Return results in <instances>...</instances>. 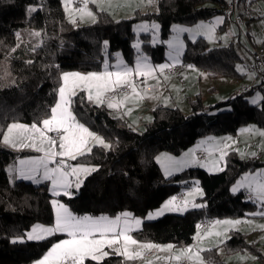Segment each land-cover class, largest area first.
Returning <instances> with one entry per match:
<instances>
[{"label": "trees", "instance_id": "obj_1", "mask_svg": "<svg viewBox=\"0 0 264 264\" xmlns=\"http://www.w3.org/2000/svg\"><path fill=\"white\" fill-rule=\"evenodd\" d=\"M254 1L264 2L239 0L240 11L249 13L241 24L252 19L246 3ZM34 7L35 11H31ZM224 7L225 0H157L155 12L135 10L129 18L113 19L108 12L94 8L93 22L73 25L67 20L60 0H0V63L13 51L15 54L6 73L0 75V141L11 123L39 124L47 117L56 101L63 72H99L105 54L110 60L115 53H120L127 65L133 64L132 24L142 21L158 24L162 43L151 45L149 34H140V48L153 62L164 61L163 42L169 37L173 24L192 25L217 16H223L224 23L232 22L224 14ZM241 24L235 25L241 27ZM22 29L40 31L37 47L24 51L17 48V32ZM184 38L182 65L221 77L243 76L235 68L240 58L233 44L208 48L203 37L195 41ZM249 52L253 54V50ZM258 85L215 105H205L196 94L188 102L187 115L177 107L156 106L151 111L150 122L139 130L128 127L124 120L112 116L105 105L93 104L85 91L78 90L71 98L73 115L110 147L104 149L94 144L91 153L68 159L72 165L94 167L96 171L91 172L77 190H71L72 196L58 198L76 216L115 217L129 212L132 217H144L165 200L181 195L183 190L196 184L203 192L196 199L202 207L144 221L131 233L139 242L174 246L191 244L196 231L203 230L214 220L252 216L256 210L264 208V200L257 205L247 200L243 191L231 192L229 186L242 173L264 166L263 160L243 158L235 150H229L222 170L217 173L195 166L165 178L155 157L161 152L179 155L193 148L203 137L235 135L247 125H255L264 132V92L257 89ZM255 91L262 93V99L250 104L245 96ZM28 154L31 153L0 147V264H31L64 237L56 234L39 241L16 242L33 225L49 226L54 219L53 196L47 185L18 181L6 171L19 156ZM204 220L212 221L199 229L198 223ZM248 236L231 231L219 246L201 252L204 262L225 264L217 253L221 247L227 254L253 253L264 264L258 242H249ZM130 262L132 260L114 253L101 262L85 260V264Z\"/></svg>", "mask_w": 264, "mask_h": 264}, {"label": "rangeland", "instance_id": "obj_2", "mask_svg": "<svg viewBox=\"0 0 264 264\" xmlns=\"http://www.w3.org/2000/svg\"><path fill=\"white\" fill-rule=\"evenodd\" d=\"M60 1L62 3V6H63L67 20L73 25H81V23L80 24L76 23V21L79 17V12L76 11V9L83 7V3L81 2L82 0H80L78 2H73L72 0H70L68 7L72 10L71 15L69 14V11L65 10V7H66L65 0H60ZM142 1H143V3H145V2L146 3L143 4V8L141 10V13H146V11H149L150 13L156 11V6L154 7L155 0H152L151 3H149L148 0H142ZM88 5H89V3H88ZM88 5H87L88 10L93 13V17L95 18L94 8H91ZM246 5L249 7V10H250L249 12H251L252 19L248 23H246V21H243L241 24V27H237L231 21L225 22V23L223 21V24H221V22H217V19L222 18L223 16H217V17H214L213 19H211L210 21H200V22L194 23L192 25L173 24L171 27V33H170L169 37L163 42V44L165 45V50H164L165 60L164 61H158V62H153L151 60L150 56L143 54L141 52V48H140L141 47V41L139 39L140 34H149L151 45L161 44L162 42L159 38V26L157 28L152 27L153 24H155V25H158V24L155 22L147 23V22H143V21L134 23V24H132V32L135 34V39L133 42V48H134V52H135L133 64L127 65L123 61L120 53H115L113 55V58L110 60L106 57V54H105L102 69H101V71H99L97 73L104 72L105 71V65H107V71H110V72L119 71L124 66H127L129 68L134 69L136 67V63H137L138 58H141V57L146 58L147 62L153 68H157V66H159V65H163V64H167V63H171V62L178 63L180 61V57H181V54H182L183 49H184V42H185L184 36L190 41H195L199 37H203L207 43L208 48L217 47V46H226L230 43L233 44L235 51L240 58V60L235 64V68H236V70H238L239 73L243 74V76L239 77V78L219 76L218 79L214 82L209 81L205 78L202 80H199L198 75H199V72H201V70H199L195 67L194 68L188 67L189 69H191L193 71L190 74L186 73L187 75L185 77V82H182V79L179 80V77L182 75L183 72H180V71L182 69H184L186 66H184L179 71L180 75L178 77H177V75H172V76L166 75V73L164 71L163 73L167 77H169V80L170 79H176L178 82L170 89V91L172 93V98L165 96V102H164L165 107H171V108L178 107L180 109V111H182L183 114H185V113L189 114V111L184 112L185 110H183V109H185V107L188 105V103H187L188 97L192 99L196 94H199L201 96V99L205 105H215V104H217L221 101H224L230 97H235L236 95H238L242 92L241 88L248 89L252 86L257 85L260 82V77H258V75L256 76V74L253 73L250 69L252 64L254 63L253 62L254 55L253 54L251 55L249 51L250 50L251 51L252 50L253 51L254 50L264 51V2L254 1V2H250V3H246ZM33 9H36V8L34 7ZM95 9L99 10L100 8H95ZM114 11H115V8L113 7V8H111L110 13L113 14ZM112 18L114 19L115 17L112 16ZM73 19H75V23H72ZM144 24L148 25L147 31H144L140 28V26L144 25ZM202 25L211 26L214 28V31L209 33L206 31L205 28L200 27ZM179 29H187V31H180ZM37 32L40 33V31L36 30V29L19 30L17 32V34H19V36L17 35V38H18L17 48L22 49L24 51L26 49H32V48L37 47L40 43V36H41V35H38V36L34 35V33H37ZM170 43L176 45V47L175 48L170 47L169 46ZM136 45H139V47L137 48ZM14 56H15V54L13 51L11 54L5 56L2 59V61L0 63V75L6 73L7 65ZM121 60L123 61V64L120 65V68H117L116 65H117L118 61H121ZM178 64H181V63H178ZM73 72H76V71H65L63 73H73ZM193 72H195V74ZM82 74H84V73H82ZM158 74L160 75L159 70H157L153 75L156 77ZM133 75H135V74H133ZM216 76H218V75H216ZM135 77H136V79H139L137 81L134 80L135 85H136V89H137V88H139V87H137V83L141 81V78L142 79H145V78L140 77V76H136V75H135ZM149 79H150V77L148 78V80ZM61 84H62V81H61ZM144 88L148 93L151 92V94H153V95L160 94L158 92L160 90L159 84H151V85L148 84ZM78 90H80V89H77V91ZM85 92L87 95L86 90H85ZM132 94H133V92L131 89L129 95L128 94H126V95L131 96ZM56 95H57V97H56L55 103L58 100V90H57ZM117 98L118 97H115L111 101L115 102L117 100ZM103 99H104V97H103ZM245 99H247V101L250 104L259 103L260 100L262 99V93L260 91H255V92L245 96ZM108 102L109 101L105 100V102L103 104L108 105ZM55 103H54V105H55ZM92 103L95 105H98L97 103H94V102H92ZM259 106H261V104H259ZM70 111H71V105H70ZM18 124H21V123H18ZM23 125H27L30 127L32 124H23ZM37 125H38V127H42L41 122ZM246 129L248 131H245ZM6 131H7V129H6ZM6 131L4 133H6ZM261 133H264V132L262 131V129L258 128L257 126L247 125V126H243L242 128H240L238 133L235 135H220V136H215V135L211 136L210 135V136L203 137V138L199 139L195 143L193 148L187 149V150L181 152L179 155H172V154H169L166 152H161L155 157V162L159 166V168L161 169L162 175L165 178H167L171 175L178 174L184 170L189 169L190 167H195V166L200 167L209 173H217V172L221 171L220 169L223 168V164H224V157H223V159H221V152L222 151L226 155V153L232 149V150H235L241 157H245V155H244L245 145H243V146L238 145V143H241L246 139L253 141V144L251 146V154L260 153L261 154L260 159L264 161V135H261ZM50 134L51 133H47V135H50ZM33 135L37 138L36 139L37 145L41 146L39 139H38L39 134L36 133ZM58 144H59V141L57 142V146L53 150L59 151ZM95 145H99V144H95ZM247 145H249V144H247ZM99 146H101V145H99ZM0 147H4V148L7 147V149L10 148V150H13L16 152H30L31 154L24 155V156H21V157L16 159L18 162L16 164V166H17L16 171L19 172V171H21V169H23L24 172L27 173L25 175H32V173L29 171L30 166L27 164L21 165L20 161L21 160L28 161V160H33V159H36L39 157H43L45 155V151L48 150L49 145L47 143H45L44 145H42V147L45 149V151L38 152L33 147H23L22 148L19 145H17L16 147H12L11 145H6L3 142V136H2L1 141H0ZM195 148H202L207 152L208 155H207L206 160L201 161V162H197L196 159H192L191 151L194 150ZM104 149H107V148L104 147ZM165 157H171L172 159H174L176 161L182 162V166H180L179 168H169L167 173H166L165 164L167 163V161L164 159ZM60 159H61L60 157H56L57 161H59ZM63 159H64L66 165L80 166V165L69 164L67 162L66 158H63ZM191 159L193 160L194 166H189V163H191ZM48 166H49V168H54L57 166V164L56 163H50ZM84 167H89V166H84ZM11 168H14V167L12 166ZM90 168H92V167H90ZM89 174L90 173H81L80 174V179H81L82 183H83L84 179ZM245 177H249L250 180H255L256 182H259V183H264V166L254 170L252 172L242 173L241 176L239 178H237V180L229 186V190L231 192L235 193L238 190L233 191V189L234 188L239 189L238 188L239 185L241 183H243L244 188L248 191V193L251 194V198L246 197V199L256 203L257 205H259L264 199L259 198L257 193L253 190L255 188V183H253L250 187L249 182L245 181ZM69 179L72 181V184H73V186L68 189V191L71 193V195L65 196V195H63V192L61 190V195L65 199L72 196V191H71L72 189L77 190V188L75 187V177H70ZM23 181L33 183L34 185H40V184L45 183L48 187L49 193L53 196V198L51 200V204H52L53 200L57 201L58 203L64 204L63 200L58 198L61 195L57 196V195L53 194L51 181L43 179V169L42 168L39 170V173L34 176V178H32L30 180L23 178ZM82 183H81V185H82ZM196 189H199V192H197ZM182 195H183L184 199L179 200L176 197V204L182 206L184 201H188V204L186 206V210H182V211L165 210L162 215H159V216L154 215L152 219H148L149 213L154 214L157 211H159L160 209H162L163 206L166 204V202L172 198L171 197V198L165 200L159 207L147 212V214L144 217H134V218L140 219L141 224H142V222H144V221L157 220L166 214H179L180 215L189 209H199L200 208V207H192L193 203L198 204V205H202L200 202H196V199H198V197H201L203 195V192L198 185L195 184V185H192L190 188L183 190ZM52 209H53V216H54L53 223L49 226H45V225H42V226H45V227L54 226V224H55V208L53 207V204H52ZM260 213H264V208H262L260 210H256L253 213V215L249 216V217H243V218H231V217H229V218L214 220L211 224L206 226V228H204L203 230H197L195 233L193 242L189 245L174 246L173 244H170V243L155 244V243H151V242H139L138 241L139 244L151 243V244H155V245H160L162 247L167 246V245H173V248L171 250H168V251H158L156 248H154L155 254H152L151 256L145 255L148 252H146L145 254H144V252H142L141 258L133 259L132 262H130L129 264H178L183 259V257L181 258L180 261H176V260L172 259V257H174L176 255H180V251L182 249H185V248H191L193 253L199 252V256L202 259L203 264H206L204 262V259L202 258L201 252L203 250H207V249L219 246L226 238L229 237V234L231 231L249 234L247 240L249 242L257 241L259 248H261V253L264 256V227H261V226H264V215H261ZM92 217L96 218L95 216H92ZM115 217H109V218H115ZM225 220H229V221L239 220V221H241V223L234 225V226L223 225V224L217 225L215 223L216 221H225ZM141 224L139 226H134L133 230L130 232V235L133 231L137 230L141 226ZM35 225H41V224H35ZM35 225H33L29 229V231H27V233L25 234L24 237L19 238L18 240H16V242L39 241V240H29L27 238V234L29 232H31L32 228ZM216 233H220V235H217ZM56 234H63L64 237L62 239L56 241L55 243H58L61 240L70 239V237H68L66 233H56ZM56 234H53V235H56ZM53 235H50V236H53ZM50 236H46L45 238L50 237ZM40 240H42V239H40ZM122 244H123V241L121 240V244L118 246H122ZM104 250L108 251L110 254L114 253L111 249H108L107 247H105ZM129 250L130 251H143V250L139 249L137 245H130ZM47 252L40 259L32 262L31 264H37V261L41 260L47 254ZM217 253L219 255L220 260L223 261L225 264H263L255 256V254L249 253L247 251H240V252H237L234 254H227V253H225L223 248L220 247L218 249ZM190 255H191V253H190ZM123 258L126 259L125 257H123ZM188 264H197V262L195 260H192V261L188 260Z\"/></svg>", "mask_w": 264, "mask_h": 264}, {"label": "snow or ice", "instance_id": "obj_3", "mask_svg": "<svg viewBox=\"0 0 264 264\" xmlns=\"http://www.w3.org/2000/svg\"><path fill=\"white\" fill-rule=\"evenodd\" d=\"M93 3L96 0H92ZM149 3L152 0H148ZM70 0H65V10L69 11L71 15V9L68 7ZM83 7L76 9L80 13V18L83 19L85 16L93 17V13L88 10L87 5L89 0H82ZM35 11V9H31ZM217 22H222V18H218ZM75 23V19L72 20ZM153 28H157L158 25L153 24ZM207 32L211 33L214 28L211 26L202 25ZM140 28L144 31L148 30V25H141ZM180 31H187V29H179ZM19 36V34H17ZM34 35H40V33H34ZM107 44V41H105ZM175 48L176 45H169ZM138 48L139 45H136ZM123 61H118L117 68ZM172 65L163 64L153 68L144 57L138 58L136 67L129 68L124 66L122 69L116 72L107 71V65H105L104 72H90L87 74H82L79 72L73 73H63L61 76L62 84L58 88V100L54 106L50 108V113L41 121L42 127H38L37 123H33L30 127L23 124L12 123L7 126L6 133L3 134V142L6 145H11L16 147H33L36 151H45L42 147L45 143L49 145L45 155L33 160H21V165H29V171L32 175H25L23 169L20 171V175L25 178L32 179L39 170L43 169V179L50 180L52 184V192L54 195H61V190L63 195L68 196L71 193L68 191L69 188L73 186L70 177H75V187L78 189L81 186V173H91L96 171L94 167H84V166H70L66 165L64 157L75 160L78 156H83L86 153H91L92 147L90 146V141H94L105 148L110 147L105 141L95 133L91 132L83 124L76 120V117L70 111V105L72 103V97L76 95L77 89L81 91H87V99L90 102L97 104H103L105 100L103 97L108 92H116L118 88L129 87L132 92L135 93L140 99L143 96L137 91L136 85L131 77L133 74L136 76L144 77L146 80L151 77L153 79L158 78L153 74L159 70L163 74L166 68ZM189 67H192L189 65ZM167 79V77H165ZM127 99V97H125ZM123 103V101H121ZM109 108L118 107V105L111 100L108 102ZM245 131H248L247 129ZM38 133V139L41 146L36 143V137L33 134ZM47 133H56L59 140V151L53 150L57 146V139L52 136L47 135ZM264 135V133H261ZM30 141V142H29ZM225 153L221 152V159H223ZM56 157H60L59 161ZM167 163L165 164L166 173L169 168H179L182 166V162L176 161L171 157L164 158ZM50 163H56L57 166L54 168H49ZM222 170V169H220ZM245 181L249 182V186L255 183V188L253 189L259 198L264 199V183L256 182L255 180H250L249 177H245ZM243 187L244 184L239 185ZM237 189L234 188L233 191ZM199 192V189H196ZM202 194V193H201ZM53 207L55 208V224L51 227H45L42 225H35L31 232L27 234L29 240H40L44 239L46 236H50L56 233H66L70 239L61 240L55 243L47 254L39 261L37 264H85L86 259L91 261L100 262L105 257L109 256V252L105 251V247L111 249L115 254L122 255L127 260H133L142 257V251H130V245H137L141 250H151L156 248L158 251H168L173 248V245L160 246L151 243L139 244L135 240L130 232L133 230L134 226H139L141 220L134 218L130 213L124 212L117 215L115 218H109L108 216L101 215L99 217H92L88 215L76 216L69 209L57 201H52ZM188 201H184L183 205L176 204V197H172L162 209L156 213H149L148 219H152L153 216L162 215L165 210L168 211H182L186 210ZM203 205L192 204V207H202ZM264 215V213H260ZM217 225H237L241 221H216ZM199 227V226H198ZM264 227V226H261ZM220 235V233H216ZM199 235V234H198ZM98 237V238H97ZM123 241L122 246H118ZM191 253V255H190ZM186 258L190 261L195 260L197 264H203L202 259L199 256V252L193 253L191 248H185L180 251V255L172 257L176 261H180L181 258Z\"/></svg>", "mask_w": 264, "mask_h": 264}, {"label": "crops", "instance_id": "obj_4", "mask_svg": "<svg viewBox=\"0 0 264 264\" xmlns=\"http://www.w3.org/2000/svg\"><path fill=\"white\" fill-rule=\"evenodd\" d=\"M145 3H143L142 0H96L95 3H93L92 0H89L88 6L91 8H100L99 10H104V11L108 12L111 16L115 17L114 19H123V18L130 17L135 10H138L139 12H141V10L143 8V4H145ZM156 3H157V0H155L154 7L156 6ZM113 7L115 8V11L112 14L110 12H111V8H113ZM148 12L149 11H146V13H148ZM93 21H94V19L92 17H88V16H85L83 19H81L80 13H79V17H78L76 23H78V24L81 23V25H87ZM223 21H224V18L222 17L221 24H223ZM178 63H181V61H179ZM178 63L171 62V63H167V64L173 65V64H178ZM188 67L189 66H186L184 69H182L180 71V72H183L182 75L179 77V80L182 79V82H185L186 75L192 73V71H193V70L189 69ZM191 68H194V67H191ZM180 72L177 74V77L180 75ZM193 73L195 74V72H193ZM156 77L158 78L159 82H157V79H153L150 77V79L149 80L147 79L146 82H145V79L141 78V81L137 83V87H139V88H137V91L143 96V99H140L135 93H133L131 96H127L126 94H120L121 96L120 95H119L120 97L117 96L118 98L114 102L118 105V107L109 108L108 105L105 104V106L109 110L110 114L114 117H119L122 120H124L127 123V126L132 128V129H138V130L143 129L144 126L146 124H148L151 120L152 109L156 106H159V107L165 106L164 105L165 96L172 98V93H171L170 89L176 83H178L176 79H170L169 80V77H167L164 73L163 74L160 73V75L158 74ZM165 77H167V79ZM218 77L219 76L212 75L208 72H203V71L199 72V75H198L199 80H202L205 78V79H207L209 81H213V82L216 81L218 79ZM131 79L136 80V81L139 80V79H136L135 75H133L131 77ZM148 84L149 85L159 84L160 90L158 92L160 94L153 95V94H151V92L148 93L144 88ZM242 90H243V88H241V91ZM125 97H127V99H125ZM189 99H191V98L188 97L187 103L189 102ZM121 101H123V103H121ZM183 110H185L184 112H188L189 106L187 105L185 107V109H183ZM185 115H187V113H185ZM58 141L59 140L57 139V142ZM94 144H96L94 141H90V146H92ZM247 144H249V145H247ZM252 144H253V141H251L249 139H246L243 142L238 143V145H242V146L245 145V148H244L245 157H243V158L254 157V158L260 159L261 158L260 153L251 154ZM5 148H7V147H5ZM198 149L204 150L202 148H195L194 150H192L191 151L192 159H195L193 151L198 150ZM19 157H21V156H19ZM64 158H66V160L68 162L69 158L68 157H64ZM192 159H191V163H189V166H194ZM17 163H18L17 160H15L13 163L8 165L6 168V171L8 172V174L11 177L16 178L17 180H23V178H25V177L20 175V173H19L20 171L19 172L16 171L17 170V166H16ZM12 166L14 168H11ZM25 174H27V173H25ZM26 179H28V178H26ZM28 180H30V179H28ZM238 188L240 189V190L237 189L238 191L244 192L245 197L251 198V194L248 193V191L244 188V186L243 187L239 186ZM177 198L179 200L184 199L182 194L177 196ZM198 198H200V197H198ZM151 250L154 251L155 249L153 248ZM151 250H143L142 252H144V254H145L146 252H149Z\"/></svg>", "mask_w": 264, "mask_h": 264}, {"label": "built area", "instance_id": "obj_5", "mask_svg": "<svg viewBox=\"0 0 264 264\" xmlns=\"http://www.w3.org/2000/svg\"><path fill=\"white\" fill-rule=\"evenodd\" d=\"M73 2H78L80 0H72ZM224 14L227 17H230L232 19V22L239 25L241 24V21L243 20V17L247 16L249 13L248 11H240L239 9V0H225V7H224ZM254 63L251 66V71H254L257 73L258 77H260L259 85L257 86L258 90H261L264 92V51L262 50H254ZM185 65H172L171 67L167 68L165 70L166 75L172 76L177 75V73L184 67ZM131 91V88L129 87H121L116 90V92H108L104 96V100L110 101L113 98L119 96L120 94H129ZM49 136H52L54 139H58L56 133H51ZM194 155L197 160L202 161L206 158L207 154L203 150H197L194 152ZM212 220H204L198 223V228L202 229L204 228L208 223H210ZM155 252L153 250L149 251L146 256H151ZM178 264H188V260L186 258H183Z\"/></svg>", "mask_w": 264, "mask_h": 264}]
</instances>
